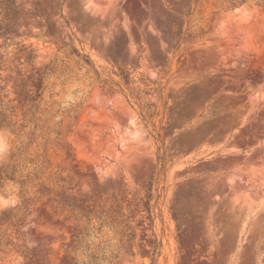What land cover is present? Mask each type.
<instances>
[{"label":"rangeland","instance_id":"rangeland-1","mask_svg":"<svg viewBox=\"0 0 264 264\" xmlns=\"http://www.w3.org/2000/svg\"><path fill=\"white\" fill-rule=\"evenodd\" d=\"M234 1L0 0V264H264V0Z\"/></svg>","mask_w":264,"mask_h":264},{"label":"trees","instance_id":"trees-1","mask_svg":"<svg viewBox=\"0 0 264 264\" xmlns=\"http://www.w3.org/2000/svg\"><path fill=\"white\" fill-rule=\"evenodd\" d=\"M234 2H235L234 0H231V4H232V5H235V4H236V3H234ZM236 2H241V1H236ZM156 249H157V248H155V250H154L153 254H155V253H156V252H155V251H156ZM153 262H154V259L152 258V263H153Z\"/></svg>","mask_w":264,"mask_h":264}]
</instances>
